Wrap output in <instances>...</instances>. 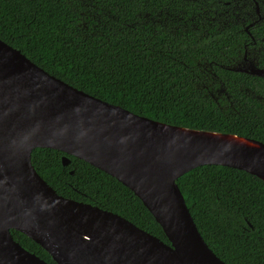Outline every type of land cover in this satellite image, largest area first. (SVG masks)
I'll return each mask as SVG.
<instances>
[{"label": "trees", "instance_id": "1", "mask_svg": "<svg viewBox=\"0 0 264 264\" xmlns=\"http://www.w3.org/2000/svg\"><path fill=\"white\" fill-rule=\"evenodd\" d=\"M256 8L264 17V0H0V40L64 83L133 114L264 143V78L222 67L238 44L264 42ZM63 155L31 153L36 172L58 195L118 214L168 243L129 189L72 156L63 166ZM176 183L220 260L264 264L263 181L204 165ZM11 235L55 264L23 234Z\"/></svg>", "mask_w": 264, "mask_h": 264}, {"label": "water", "instance_id": "2", "mask_svg": "<svg viewBox=\"0 0 264 264\" xmlns=\"http://www.w3.org/2000/svg\"><path fill=\"white\" fill-rule=\"evenodd\" d=\"M264 78V69L240 70ZM64 153L114 178L136 196L168 243L128 220L58 195L31 163L34 149ZM204 165L264 182V143L133 114L48 74L0 40V264H227L204 242L176 180ZM72 173V172H70Z\"/></svg>", "mask_w": 264, "mask_h": 264}, {"label": "flooded vegetation", "instance_id": "3", "mask_svg": "<svg viewBox=\"0 0 264 264\" xmlns=\"http://www.w3.org/2000/svg\"><path fill=\"white\" fill-rule=\"evenodd\" d=\"M257 19H264L263 15L260 14L258 8H256ZM244 31L248 33L247 27H244ZM232 59V60H230ZM227 65L222 66L223 69L229 72H236L245 75H249L243 71H234L233 68H237L240 70H247L249 71L251 66H254L259 69H264V42H242V44H238L237 54L234 57H230L227 60ZM251 76V75H250ZM256 77V76H253ZM224 92V90H223ZM220 91V93H223ZM223 94L229 98L228 94L224 92ZM217 97H220L219 95ZM264 105V104H263Z\"/></svg>", "mask_w": 264, "mask_h": 264}]
</instances>
